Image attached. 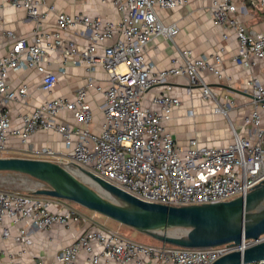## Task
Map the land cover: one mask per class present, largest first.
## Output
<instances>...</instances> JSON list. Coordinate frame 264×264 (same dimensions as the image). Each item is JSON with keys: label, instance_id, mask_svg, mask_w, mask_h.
<instances>
[{"label": "built area", "instance_id": "built-area-1", "mask_svg": "<svg viewBox=\"0 0 264 264\" xmlns=\"http://www.w3.org/2000/svg\"><path fill=\"white\" fill-rule=\"evenodd\" d=\"M190 1L111 0L120 15L118 20L111 21L57 11L53 5L39 12L44 0H7L11 6L24 8L27 16L37 22L48 12H54L57 29H35L29 42L6 28L0 16V42H10L6 54L0 56V154L6 150L10 135L24 141L39 129H53L62 134L70 150L66 157L57 156L47 147L33 150L39 158H54V162L75 175L82 173L80 169L87 170L142 201L173 206L228 201L245 196L264 183V125L257 109L264 108V87L257 78L251 76L246 81L254 106L247 118L252 130L245 137L231 126L233 139L223 146L201 145L195 137L184 146L176 143L165 123L180 105L177 97L166 92L154 95L151 102L157 109L141 102L151 87L165 84L170 89L168 77L182 75L188 80V92L193 85H199L203 96L215 101L214 111L227 115L231 108L232 102L226 97L221 103L203 80L200 71L204 69L222 77L220 70L206 58L193 57L189 49H178L181 63L176 58L173 66L157 71L145 59V49L153 37L173 41L178 31L175 23L165 24L161 20L158 10ZM207 1L214 23L232 27L235 32L238 50L233 60L246 68L254 66L256 60L264 65V26L260 30L248 29L233 14L246 13L247 4L262 11L264 0H245L242 5H237L235 0ZM77 27V35L87 41L83 47L62 37V32ZM107 40L113 41L102 44ZM52 51L60 52L63 63L83 65L84 85L72 99H48L30 115H21L19 126H12L8 104L24 100L28 91L25 84L11 87L10 70L36 69L41 74L40 88L49 91L58 81L57 75L44 65L45 57ZM213 59L216 63L221 61L219 55ZM96 66L102 67L107 75L106 87L96 84ZM91 88L104 94L99 105L103 121L98 132L89 128L93 114L86 96ZM63 111L70 112L78 125L56 123L54 117ZM73 137H76L74 143ZM80 219L65 204L53 210L47 199L0 188V240L11 239L21 245L16 254H8L9 264H26L19 257L25 251L24 246L31 244L34 230L65 226ZM263 241L264 233L257 239H242L239 244L188 248L167 243L146 244L117 230L97 226L85 229L72 243L61 246L51 264H212L227 253ZM1 254L5 253L1 251ZM30 264L46 263L37 259ZM242 264H264V260Z\"/></svg>", "mask_w": 264, "mask_h": 264}, {"label": "crops", "instance_id": "crops-1", "mask_svg": "<svg viewBox=\"0 0 264 264\" xmlns=\"http://www.w3.org/2000/svg\"><path fill=\"white\" fill-rule=\"evenodd\" d=\"M245 0H235L237 5H242ZM53 5L57 11L68 14L83 13L91 17L99 16L104 20L116 21L120 15L111 0H44L39 6V12L46 11L47 6ZM251 5L247 4L246 13H233L248 29L260 30L264 26V14L258 16ZM159 17L165 23H175L178 31L172 40L162 36L153 37L146 49L145 59L154 65V69L161 70L173 66L174 59L181 58L178 49H189L192 56L196 58H206L222 73L218 78L208 69L200 71L203 80L214 92L217 99L224 103L226 97L232 102L227 115L213 110L216 105L211 98L204 97L201 86L193 85L190 92L187 91L188 80L185 76H169L167 79L170 89H166L165 84L151 87L141 100L143 106L157 109L151 99L154 95L168 93L180 100V105L174 109L171 118L165 123L168 131L173 135L176 143L186 145L190 138L195 137L201 145L223 146L233 139L232 127L241 136H248L252 130L250 122L247 120L254 109L250 87L246 85L249 77L257 78L264 87V65L256 60V64L251 68H246L237 64L233 57L238 50V41L232 27L216 25L211 16L210 3L207 0H192L172 9H159ZM0 16L6 28L12 30L16 36L24 37L29 42L32 41L35 29L56 30V15L48 12L46 16L38 22L27 16L24 8L11 6L7 0H0ZM68 29L62 32L64 40H73L81 47L87 41L77 35V30ZM225 35V37H224ZM113 40H107L102 44H110ZM101 44V45H102ZM10 42L3 40L0 42V56L5 55ZM102 49L101 46L98 48ZM219 55L220 63L214 61V56ZM47 70L55 73L58 77L56 85L49 91L40 88L41 74L33 68H16L10 70L8 83L16 88L25 84L28 95L24 100L12 101L8 104L10 109V120L12 126L21 124V115H30L32 111L44 101L53 98L72 99L76 90L85 83L86 73L83 65L73 64L71 61L63 63L59 51L50 52L44 60ZM96 84L106 87L108 78L105 71L100 66H96L94 73ZM104 100V94L91 88L87 92L86 101L92 111L93 119L90 123V130L98 132L103 121V114L99 105ZM261 123L264 125V108L257 107ZM56 123H67L71 126L78 125L76 119L70 112L63 111L54 117ZM232 126V127H231ZM72 143L76 141L73 137ZM43 147L50 148L57 156L66 157L70 148L66 146L61 133L53 129H39L32 133L26 140L10 135L7 139L6 150L0 156L30 157L39 158L33 150ZM42 159L54 161V158L41 156ZM77 176V175H76ZM44 187V186H42ZM23 194V193H22ZM35 194V193H34ZM28 195V194H26ZM35 198L47 199L51 202V209L55 210L59 204L70 206L67 202L59 198L42 195H31ZM86 221L81 224L79 220L70 221L69 224L54 225L46 230L33 231L31 244L24 246V253L19 259L26 264H30L37 259H43L46 264H51L55 253L61 246L72 243L75 236L88 229L97 227L98 224ZM15 233V228L12 227ZM21 245L11 239L0 240V262L8 263V254H16ZM3 251L5 254H1Z\"/></svg>", "mask_w": 264, "mask_h": 264}, {"label": "water", "instance_id": "water-1", "mask_svg": "<svg viewBox=\"0 0 264 264\" xmlns=\"http://www.w3.org/2000/svg\"><path fill=\"white\" fill-rule=\"evenodd\" d=\"M80 171L92 181L79 179L71 170L51 160L0 156V172L25 174L44 184L34 190L36 195L73 201L122 225L148 232L161 243L188 248L210 247L239 244L242 239H257L264 233V209L248 213L264 200V183L255 186L245 196L228 201L173 206L142 201L87 170ZM93 187L120 203L102 197ZM165 228L183 231L159 232ZM260 260H264V241L227 253L212 264Z\"/></svg>", "mask_w": 264, "mask_h": 264}, {"label": "rangeland", "instance_id": "rangeland-1", "mask_svg": "<svg viewBox=\"0 0 264 264\" xmlns=\"http://www.w3.org/2000/svg\"><path fill=\"white\" fill-rule=\"evenodd\" d=\"M254 10V12L261 16L264 14L263 10H258L257 8H251ZM228 111V110H227ZM8 157V156H7ZM77 173V177L79 179L85 180L83 178V175L80 173ZM44 186V184L28 175L17 173V172H0V188L9 190L12 192H19L23 194L28 195H36L34 194V190L37 188H41ZM102 197L115 202L120 203L118 200H116L114 197L110 196L109 194L105 193L102 190H97L96 187H93ZM37 196V195H36ZM64 200V199H62ZM67 202L70 207L73 208L76 213L80 216V223L82 224L84 220L94 222L95 224H98L101 227L110 228L113 230H117L123 235L136 240L138 242L146 243V244H156L161 243L160 241L153 238L151 234L148 232L138 231L133 228L124 226L116 221L111 220L110 218L105 217L102 214H99L97 212L91 211L78 203H75L73 201L64 200ZM264 209V200L261 201L255 208L250 210L248 213H257ZM93 223V224H94ZM183 231L182 229H176V228H165L164 230H159V232H167V233H181Z\"/></svg>", "mask_w": 264, "mask_h": 264}, {"label": "bare ground", "instance_id": "bare-ground-1", "mask_svg": "<svg viewBox=\"0 0 264 264\" xmlns=\"http://www.w3.org/2000/svg\"><path fill=\"white\" fill-rule=\"evenodd\" d=\"M79 175V174H78ZM83 178L86 180V181H88V182H91L92 180L88 177V176H86V175H83ZM93 183V185L94 186H96L95 185V183L94 182H92ZM98 187V186H97ZM99 188V187H98Z\"/></svg>", "mask_w": 264, "mask_h": 264}, {"label": "trees", "instance_id": "trees-1", "mask_svg": "<svg viewBox=\"0 0 264 264\" xmlns=\"http://www.w3.org/2000/svg\"><path fill=\"white\" fill-rule=\"evenodd\" d=\"M263 12H264V10H263ZM112 220V219H111ZM114 221V220H113ZM125 226V225H124ZM128 227V226H127Z\"/></svg>", "mask_w": 264, "mask_h": 264}]
</instances>
